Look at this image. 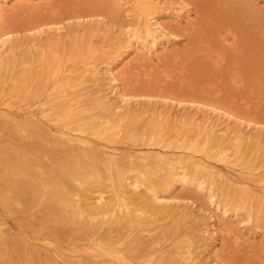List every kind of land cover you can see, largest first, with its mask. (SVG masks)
<instances>
[{"label": "bare ground", "instance_id": "bare-ground-1", "mask_svg": "<svg viewBox=\"0 0 264 264\" xmlns=\"http://www.w3.org/2000/svg\"><path fill=\"white\" fill-rule=\"evenodd\" d=\"M218 1L183 0L177 9L163 0H0V117L7 118L0 120L16 118L15 124H1L8 135L0 140V205L18 213L10 214L16 232L0 228V247L4 244L9 254L5 260L14 253L19 264H205L193 236L161 252L148 228L150 216L169 212L157 202L151 176L174 165L169 182L163 179L161 186H194L179 171L187 158L196 168L211 167L204 157L238 167L241 183L257 184L264 196V176L254 178L250 171L255 162L264 163V150L257 154L250 138L234 132L228 137L231 130L218 117L188 125V119L180 123L168 110L140 114L131 106L130 94L152 92L171 102L207 107L237 123L264 125V17L243 0ZM121 5L135 8V17L116 58L71 36L74 20L99 9L112 13ZM26 32L34 36L21 44ZM166 32L184 35V49L167 47ZM66 36L74 43L65 48ZM6 63L19 68L7 73ZM158 63L162 69L154 70ZM5 89L6 96L1 94ZM27 93L42 99L24 108L12 102ZM42 125L51 128L54 145L65 148L63 155L52 158L51 149L35 140ZM26 135L33 141L21 139ZM135 144L129 151L127 145ZM153 146L158 147L148 151ZM168 147L188 155L171 157L164 152ZM252 154V162L242 161ZM217 181L213 178L216 187ZM41 199L39 217H20ZM171 214L176 221L177 211ZM222 228L232 236L228 223ZM234 238L236 246L251 245Z\"/></svg>", "mask_w": 264, "mask_h": 264}, {"label": "rangeland", "instance_id": "rangeland-1", "mask_svg": "<svg viewBox=\"0 0 264 264\" xmlns=\"http://www.w3.org/2000/svg\"><path fill=\"white\" fill-rule=\"evenodd\" d=\"M225 1L226 0H219L218 2L221 5H223ZM238 1L241 3V0ZM243 1L245 3L244 5L248 8V10H250L252 13H256V14L258 13L264 17V0H243ZM180 2H183V0H163V2L161 3L163 5L171 4L172 6L176 7L177 4H179ZM10 3L11 1H7V5ZM176 8L179 9L178 6ZM134 9L135 8L130 9L129 7H125L122 5L116 11H112V13H109L105 9H99L101 13L99 12H95L93 14L90 13L91 16L84 17L82 20L79 21L74 20L73 22L75 24H73V27L75 28H73L74 31L72 32L71 36L74 37L76 40L78 39L79 42L82 41V43L89 44V46H92L93 49L96 48L99 51L105 50L106 53H108L107 57L110 54V56L116 58L117 57L116 52L118 51L117 48L121 47L123 49L124 44L126 43V37H125L127 35V33H125L127 31L126 26L129 23V20L135 17L133 15ZM190 10H191V16L195 18L196 15L194 13L195 9L191 6ZM129 14L131 16H129ZM161 19L163 20L165 19V17H161ZM26 33L23 34V36L21 33L20 39L18 38L21 44H23V42H26L25 38L28 39L31 38L32 40L34 36V35L32 36L31 33H30L31 35L29 33H27L26 35ZM177 33H176L177 35L175 36L173 34H169L168 32H166V35H164L166 40H168L166 46L169 48L176 47L177 49L182 50L184 49L187 40L184 35H180L179 32ZM66 37L67 39L63 40V42H65V48L69 46L67 43H69V41L72 38V37L69 38V36ZM37 38L39 39V35L37 36ZM46 39H41V40L43 41ZM15 41L16 40H14V43ZM117 41L118 42L121 41L120 46H117L118 45ZM79 42L76 44H79ZM70 43L73 44L74 41L72 43L71 40ZM112 43H114V45H111ZM28 45H31V43H28ZM24 46H26V44H24L23 47ZM64 50L61 49L60 53L58 52L59 50H55L56 51L55 53L59 55L62 53L61 51ZM61 58L60 61L63 60V58L62 59ZM117 65H116L117 68L121 66V64L119 63ZM4 66H9V67L11 66L10 68L4 67L7 68V73H12L13 71L11 70H13L14 68H19L18 66H12L9 63H6V65ZM156 69L157 70L162 69V64L158 63V65L154 68V70ZM7 79H9V77ZM5 92L6 89L4 90V92H1V94L2 95L5 94L6 96L7 93ZM130 95L132 99L131 101H133L132 102L133 104L131 103V106H135L134 108H136L137 112L140 114H142L144 111L147 110H148L147 112L153 110L155 111L162 110L166 113H167L166 110H168L169 111L168 113L171 114L170 117L176 118V120L179 121L180 123L183 120L188 119V121L186 122L189 123L188 125H190L194 120H195L194 122L197 121L200 122L202 118L205 119L206 117H209L211 119L216 120V118L218 117L219 122L222 123L221 125H225L230 128L231 132L229 130L227 131L228 137L229 135L233 134V132L240 133L242 136H245L246 138L247 137L250 138L249 139L251 140L250 142H252V144L256 148H258L257 154L264 150L263 148L264 125L253 126V124L247 125V123H237L232 119H227L220 115L218 116V114L216 115L215 112L213 114L212 113L213 111L208 109L207 107L204 106L199 107L198 105L195 104H193L194 105L193 106L190 103L171 102L169 97H164L152 92L146 94H137L135 95V97H132L133 94ZM39 99L41 100L42 98L39 97L37 94L32 98L31 94L27 93L23 95L22 98L15 97V99L12 102L18 107L24 108L28 104L31 105L33 102L36 103V101H38ZM1 118L2 117H0V119ZM3 119L7 120V118H2V120ZM218 119L216 121H218ZM15 120L16 118L14 119L12 118V121H8L6 123L3 121L2 123L6 125H11L13 123L15 124L16 122ZM153 121L154 120H152L151 122ZM2 123L0 120V126L3 128L2 131L0 130V140L6 137V133L8 135L7 126L6 127L2 126L1 125ZM144 125H145V120L142 121L141 127ZM166 125L169 124L166 123ZM42 126L41 128H39V130H37L39 132V133L37 132L39 136H37L35 140H38V142L41 141L40 143H42V145L45 144L44 146H42L43 148L49 147V149H51L49 151L50 152L49 154L55 155V156L51 155L52 158L58 157L57 155L59 156L63 155L64 153L62 152V150L65 151V148L60 147L59 145L58 146L54 145L55 144L54 142H56L55 141L56 138L54 136V133L50 131L51 128L50 127L48 128L45 125L43 127ZM134 126L137 125L135 124ZM13 128H15L14 125H12V129ZM33 134L36 133L33 132ZM29 136L30 135L28 136L26 135L25 136L26 139L24 138L21 139L26 141L29 140L28 142L33 141L32 138H29ZM49 140L51 144L50 142L48 143ZM227 142L228 140L226 139L224 143ZM131 146L127 145L129 151H132L133 149H135L134 147L138 145L135 144L134 146L133 145ZM122 147H124V145ZM154 147L156 148L158 146H153V148L148 149V151L150 152L154 151L155 149ZM143 149L146 148L144 147ZM55 151L57 153H55ZM164 152L171 157L180 155L181 157L185 158V156L188 155V152H184V150L182 149H175L171 147L164 149ZM43 153L46 154L47 152H43ZM66 153L70 154L73 153V151L65 152V154ZM196 153L203 155L200 152H196ZM255 156L256 155L254 154L248 155L242 161L252 162ZM204 158L205 161H207V165L211 166L210 168L193 167V165L190 164L191 162V160H189L190 158H187L184 162H181V168L179 169V171L182 174H184L183 178L185 180H187L188 182H194L196 184L194 186L188 185L187 183H185L184 185L179 184V186L176 187L175 186L168 187L167 185L161 186L162 183L161 181H163V179H164V183L169 182L170 178L172 177L173 171L175 170L174 165L169 170H166L163 173L160 172L157 173L158 175L156 176L154 175L151 176V180H156V182L152 183L151 187H154L153 189L157 190L156 195L159 198L157 199V202L166 204L165 207L169 212L163 211L160 212L158 216L156 215L150 216L151 221L148 226L149 233L157 235L158 247L161 248V252L162 250L164 251L165 249L171 247V245H173V242H175L177 239L186 237L188 235L193 236L197 244H199V246L202 249V254H203L202 262L205 264H264V196H262L260 192L256 189V187H258L257 184L245 185L241 183V179H242L241 172L235 170V168L238 169V167L234 168L232 165L230 166L227 163H223L219 160H216V158L213 159H210L208 157H204ZM255 163L256 164L253 166L254 170H250L251 172H254L255 175L254 176L251 175V176L254 178H257L259 176L261 177L264 176V163H262V161L261 162L258 161ZM171 171H172L171 175H168ZM132 172L135 173V171ZM216 172L220 174L219 178L216 176ZM160 176L162 177V179ZM165 176L168 178H166ZM213 178L218 179L216 183L217 187L212 183ZM219 179L222 182L218 185V182H220ZM208 192H213L214 196L211 197ZM211 199L218 201L217 203L218 205L215 203H211ZM44 202H45L44 199L37 200L35 204H33L32 209H30V211L26 209L25 214L21 213L22 216L20 214V217L24 219V217H27L28 216L27 214L30 215V213L33 214L32 219H34V217H39L42 214ZM216 205L218 207L221 206L222 208H225L227 211L223 213L221 209H219L218 207L216 208ZM174 209L177 211L176 221L172 218V214H171L172 211H175ZM13 211L14 210L6 212L0 205V217H1L0 228L2 229L3 227V229H6L5 231H10L12 233L16 232L12 218L14 216H18V213L16 212L13 213ZM27 211H29V213ZM10 214H12V218ZM224 223H228V225L232 227V232H231L232 236L228 237L227 235L224 234L222 228V225ZM233 234L237 235V237H240V239L248 240L251 243V245L246 246L244 248L236 246V243H234L235 235ZM3 247L4 244L2 247H0V250L4 249L3 251L0 252V255L3 256V258L0 256L1 258L0 264H9L11 263V261H12L11 264L14 263L19 264L18 262H16V256H14V253H12L13 260L11 258H9L11 260H9L8 258L5 260L4 257H7V255L9 256V254L5 252V247L4 248ZM3 254H6V256ZM14 259L15 262H13Z\"/></svg>", "mask_w": 264, "mask_h": 264}]
</instances>
